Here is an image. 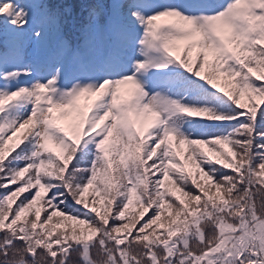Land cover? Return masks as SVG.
I'll list each match as a JSON object with an SVG mask.
<instances>
[{"label": "snow or ice", "instance_id": "1", "mask_svg": "<svg viewBox=\"0 0 264 264\" xmlns=\"http://www.w3.org/2000/svg\"><path fill=\"white\" fill-rule=\"evenodd\" d=\"M0 264H264V0H0Z\"/></svg>", "mask_w": 264, "mask_h": 264}]
</instances>
